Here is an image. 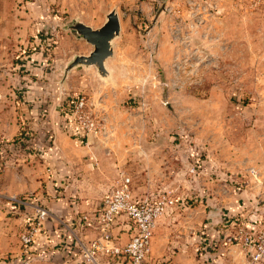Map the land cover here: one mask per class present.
<instances>
[{
	"label": "rangeland",
	"instance_id": "rangeland-1",
	"mask_svg": "<svg viewBox=\"0 0 264 264\" xmlns=\"http://www.w3.org/2000/svg\"><path fill=\"white\" fill-rule=\"evenodd\" d=\"M112 10L121 31L109 77L78 66L61 86L66 64L93 50L70 24L98 28ZM74 96L103 119L91 140L65 129L61 106ZM0 99L13 116L0 129V180L9 172L21 187L51 175L17 194L26 206L1 193L0 254L21 243V217L36 204L100 203L123 176L138 197L176 199L148 264H240L244 248L228 237L264 231V0H0ZM60 161L69 173L53 181Z\"/></svg>",
	"mask_w": 264,
	"mask_h": 264
},
{
	"label": "built area",
	"instance_id": "built-area-1",
	"mask_svg": "<svg viewBox=\"0 0 264 264\" xmlns=\"http://www.w3.org/2000/svg\"><path fill=\"white\" fill-rule=\"evenodd\" d=\"M64 110L68 112L65 129L76 133L78 138L97 137L104 130L103 119L85 96L78 97L71 107H63ZM10 197L13 203L28 204L27 197ZM175 203L176 199L169 195L138 197L131 178L123 176L94 211L78 216L82 225L95 232L89 239L75 237L81 261L84 264H148L157 221ZM33 214L34 220L20 234L25 249L37 242L52 217L51 210L42 204L34 206ZM121 234L126 235L125 241L121 240ZM233 238L237 239V244L250 249L243 264H264V231L255 234L240 230L236 236H229L228 241L232 242Z\"/></svg>",
	"mask_w": 264,
	"mask_h": 264
},
{
	"label": "crops",
	"instance_id": "crops-1",
	"mask_svg": "<svg viewBox=\"0 0 264 264\" xmlns=\"http://www.w3.org/2000/svg\"><path fill=\"white\" fill-rule=\"evenodd\" d=\"M66 82L67 81H65V83ZM2 101H0V104ZM43 101H44L43 98H37V100L35 101L37 102V107L38 104L42 103ZM14 106H15V102H13V108H12L13 111L15 110ZM7 109H8L7 107L3 109L0 108V121H1L0 129L2 130L10 129L13 127V125L10 122L13 116L11 115V113L8 114L9 111ZM21 109L23 110L20 111V113H17V115L21 114L23 116V113L28 114L25 105L21 106ZM61 110L63 111V104L61 106ZM35 113L36 114L38 113V109L37 111H35ZM63 133H64L63 131H58L54 133V136L56 138L54 151L57 152V150H59L61 155L64 152V148H63V144L59 142V139L65 138V135H63ZM77 139L78 138L76 137V140ZM70 140H74V139L71 138ZM75 156L76 154L73 153L72 154L73 158L71 159L76 158ZM66 163L67 162L60 161L57 162V166L52 165L51 168L53 169V175H52L53 181L56 176L62 177L63 174L69 173L67 170L70 168V166H68ZM54 166L56 167V169L53 168ZM57 170L60 171V174L57 173ZM9 174H10L9 172L5 173V175L3 174L4 176L0 180V195H2L1 193L3 192V193H11L8 195L17 196V194L38 189L39 183H43V181H48L49 176H51L50 173H44L43 176V171H42L40 178L39 177L32 178L31 181H27L26 184H22L23 186L17 187L14 185L13 181L10 182ZM71 177H73V174ZM35 194L38 197L40 196L39 198L44 197L42 190H39L38 193ZM59 195L61 196V193H59ZM70 203H67L66 200L62 198V196L59 198L58 202H50V204H53L54 210L52 208L50 209H52L55 212L51 211L52 217L45 225V228L40 234L37 242L34 245L28 247L27 249H25L24 247L22 248V245L19 241L16 242L15 247L13 248L12 252L9 255L0 254V264H84L81 261L80 254L77 248V241L75 237L79 236L83 239H89L90 237L95 235V232L89 226L82 225L77 216L84 214L79 211H85L86 213H90L94 211L99 203L97 202V203L87 204L85 202H82L79 205L75 204L73 201ZM77 208L79 209L78 211L76 210ZM34 218L35 215L33 214V212H31V215L25 214L24 216L21 217L22 221H24L23 223L25 224L31 223L34 220ZM114 231L117 232V230ZM121 240L122 241L126 240L125 234H121ZM203 241L205 242L204 247L205 246L206 248L212 247V244L209 239ZM243 248H244L243 250L245 252V256H243V258H238L239 259L238 262L240 264H243L245 262L247 258V252H249L250 250L247 247H243ZM209 255L211 254L209 253ZM210 259L211 258H207V261H209ZM213 259H211V261H209L208 264H225L221 261L222 258H213Z\"/></svg>",
	"mask_w": 264,
	"mask_h": 264
},
{
	"label": "water",
	"instance_id": "water-1",
	"mask_svg": "<svg viewBox=\"0 0 264 264\" xmlns=\"http://www.w3.org/2000/svg\"><path fill=\"white\" fill-rule=\"evenodd\" d=\"M70 28L90 43L93 46V50L89 54L74 56L66 64L62 79L60 80L61 86H63L69 73L78 66H95L99 76L102 78L109 77L110 70L107 66V61L114 55L113 41L119 36L121 31V23L117 11H110L104 24L98 28H94L80 20H76L70 24ZM61 98H63V95L60 92ZM92 138L91 135L88 136V140Z\"/></svg>",
	"mask_w": 264,
	"mask_h": 264
},
{
	"label": "trees",
	"instance_id": "trees-1",
	"mask_svg": "<svg viewBox=\"0 0 264 264\" xmlns=\"http://www.w3.org/2000/svg\"><path fill=\"white\" fill-rule=\"evenodd\" d=\"M79 96H74V97H71V98H67L66 100H64L63 101V107H71L72 106V104L77 100V98H78ZM62 113H64L65 115H66V118L68 117V112H62ZM64 115V116H65ZM62 117H63V115H62ZM85 140V138H83V141Z\"/></svg>",
	"mask_w": 264,
	"mask_h": 264
}]
</instances>
